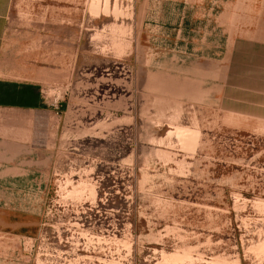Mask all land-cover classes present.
<instances>
[{
  "label": "rangeland",
  "instance_id": "rangeland-1",
  "mask_svg": "<svg viewBox=\"0 0 264 264\" xmlns=\"http://www.w3.org/2000/svg\"><path fill=\"white\" fill-rule=\"evenodd\" d=\"M262 6L13 0L4 65L46 103L0 107L3 132L37 134L23 145L33 176L0 194L30 213L0 224V264H264V129L234 127L232 80L220 106L216 75L191 65ZM46 122L60 123L48 139Z\"/></svg>",
  "mask_w": 264,
  "mask_h": 264
},
{
  "label": "crops",
  "instance_id": "crops-1",
  "mask_svg": "<svg viewBox=\"0 0 264 264\" xmlns=\"http://www.w3.org/2000/svg\"><path fill=\"white\" fill-rule=\"evenodd\" d=\"M12 3L13 0H0V81L38 85V82L34 81H18L13 74L16 71L15 66L13 64L12 66L4 65L6 55L5 37L9 30ZM256 10H258L256 11L258 15L254 19L250 16L249 23L241 24L239 21V24L234 25V36L227 49L222 41L223 39L220 38L221 42L218 41L215 47L205 49L201 46L193 48L194 52L191 53V59L194 60L191 62L192 68L202 75L201 77H196L197 79L208 80L210 78L209 75H216L218 92H215V95L218 105H223L226 96L224 88L226 75L228 80H232L233 114L236 116V120L237 115L240 119H243V123L234 124V127L240 129H264V6L259 9L256 8ZM142 33L144 34V30H142ZM142 33H140V37ZM198 43L196 41L195 44L197 45ZM196 78L191 77L190 79L196 80ZM211 78L214 77L211 76ZM212 93L171 92L172 95L177 97H189L193 102H204L209 99ZM41 101L42 105L46 103L43 100L42 93ZM2 106L0 105V107ZM46 107L45 109H48L51 106L47 105ZM54 112L57 113L58 111L54 110ZM245 121H249V124L245 123ZM252 121L256 122V124L252 125ZM9 123L0 120V194L2 190L10 192L9 189L14 187L10 185L11 178L16 180L17 177L23 175L33 176V172H26L28 169L27 166H24L27 150L26 147L23 150V145L31 144L33 138H35L34 135H37L33 132V130H36L33 125L34 122H11L13 128L9 132H3L2 130L10 128L9 126L6 127ZM42 124H44V130H46L42 134L46 136V139L56 132L55 130L59 131L60 129V123L46 122ZM21 129L25 130V132H22ZM2 137L4 141H2ZM11 138H14L12 143L7 140ZM5 162H12V165H6L4 164ZM2 180L8 181V186L2 187ZM0 199L2 200V198ZM18 210L15 202H6L5 205L0 203V224L8 226L12 224L15 226L17 222L16 220L12 221L13 217H17L18 214L30 215L26 211Z\"/></svg>",
  "mask_w": 264,
  "mask_h": 264
},
{
  "label": "trees",
  "instance_id": "trees-1",
  "mask_svg": "<svg viewBox=\"0 0 264 264\" xmlns=\"http://www.w3.org/2000/svg\"><path fill=\"white\" fill-rule=\"evenodd\" d=\"M0 105L42 107L40 86L0 81Z\"/></svg>",
  "mask_w": 264,
  "mask_h": 264
}]
</instances>
